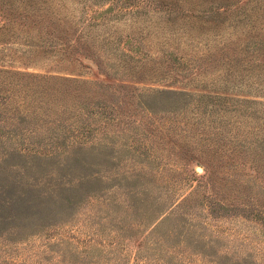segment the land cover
<instances>
[{
    "label": "rangeland",
    "instance_id": "1",
    "mask_svg": "<svg viewBox=\"0 0 264 264\" xmlns=\"http://www.w3.org/2000/svg\"><path fill=\"white\" fill-rule=\"evenodd\" d=\"M0 264H264V0H0Z\"/></svg>",
    "mask_w": 264,
    "mask_h": 264
}]
</instances>
